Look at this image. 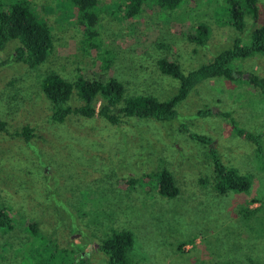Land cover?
Instances as JSON below:
<instances>
[{
	"label": "rangeland",
	"instance_id": "1",
	"mask_svg": "<svg viewBox=\"0 0 264 264\" xmlns=\"http://www.w3.org/2000/svg\"><path fill=\"white\" fill-rule=\"evenodd\" d=\"M23 1L50 25L54 50L35 69L12 62L16 41L0 52V122L6 124L0 132V208L12 224L9 231L0 228V264H46L30 256V247L41 244L26 230L32 222L56 248L47 264H69L71 251L62 249L80 251L88 264H108L98 246L122 230L133 237L130 264H264V162L256 145L235 136L217 115L229 113L238 128L264 133V90L246 82L249 73L264 77V56L232 62L242 80L199 83L177 104L171 122L121 117L112 125L98 115H70L53 123L40 86L49 72L70 82L78 75L113 77L124 85V98L165 102L181 83L161 73L158 60L175 61L187 75L234 40L248 44L264 22V0L257 19L245 14L243 32L226 24L225 0H183L174 11L144 7L128 21L117 20L108 7L123 0H99V46L112 55L107 71L98 68L100 51L82 48L83 28L64 0ZM198 24L209 28L204 45L186 36ZM81 104L75 92L67 102ZM206 109L213 114L198 115ZM24 127L32 130L29 142L15 136ZM191 135L212 141L226 167L250 177V189L217 193L209 145ZM260 144L264 151V136ZM163 169L179 190L175 197L157 191L154 174Z\"/></svg>",
	"mask_w": 264,
	"mask_h": 264
},
{
	"label": "trees",
	"instance_id": "2",
	"mask_svg": "<svg viewBox=\"0 0 264 264\" xmlns=\"http://www.w3.org/2000/svg\"><path fill=\"white\" fill-rule=\"evenodd\" d=\"M183 0H123L121 3L111 7L112 16L117 20L128 21L137 17L146 8L159 7L165 11H174L179 8ZM226 1V24L237 32H243L245 28V14L248 13L258 18L259 0H225ZM65 5L74 13L78 24L83 28V49L84 51L96 50L97 59L100 61V70H109V63L112 55L106 50L101 51L99 46V0H64ZM115 5V4H114ZM195 34H187V39L197 45H204L208 41L209 28L206 25L198 24L194 29ZM11 41L18 42L11 60L14 63L22 64L30 69H35L44 63L50 54L53 53L54 45L51 29L48 22L35 13L34 8L23 0H0V52L4 51ZM264 56V22L255 27L250 35L248 44L236 39L231 48L221 52L214 59L198 69L183 75L179 65L167 58L159 59L158 69L161 73L178 79L181 83L179 92L173 98L160 102L151 96H134L124 98V85L113 77L100 79L96 76L85 78L77 76L74 82L67 81L55 72H49L41 81V90L51 104L50 119L53 123H62L70 115H77L83 118H93L95 115L105 119L112 125H118L121 117H136L140 119L152 118L157 122H171L177 117L176 106L186 98L190 90L205 80L224 78L233 80L235 76L242 80L243 74L235 72L230 65L234 60H244L255 55ZM246 82L252 88L264 90V77H258L252 73L246 75ZM82 102L81 105L71 108L67 105L74 94ZM100 105L97 108V103ZM123 102V103H122ZM121 105V106H120ZM209 109L198 111V115H212ZM217 115L228 121V124L235 136L242 137L256 145V157L264 162V151L260 144V138L264 133L251 134L238 128L234 119L229 113L218 112ZM5 122H0V132L5 131ZM29 127H24L21 132H16V137H23L29 142L32 135ZM199 142L209 145V153L214 173V189L219 194L227 192L246 193L250 189V177L241 175L235 169L226 167L220 160L217 152L209 139L202 136L191 135ZM264 169V165L263 168ZM157 182V191L164 197H175L179 190L171 173L165 169L154 174ZM251 204L256 200L251 199ZM0 228L5 231L12 229L11 216L5 207L0 208ZM26 230L30 233L32 242H39L38 248L30 247V256L37 255L43 263L54 260L55 253L51 248L52 239H46L38 231L36 222L30 223ZM133 246V237L129 231L114 232L109 238L102 241L98 249L108 257V264H130L128 253ZM71 251L69 264H88L87 258L78 254L80 251ZM48 261V262H47Z\"/></svg>",
	"mask_w": 264,
	"mask_h": 264
}]
</instances>
